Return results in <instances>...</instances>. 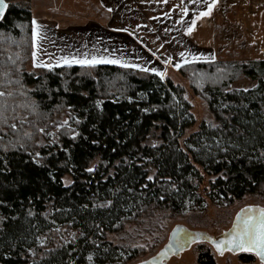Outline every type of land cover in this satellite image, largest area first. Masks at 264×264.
Instances as JSON below:
<instances>
[{"label":"trees","instance_id":"obj_1","mask_svg":"<svg viewBox=\"0 0 264 264\" xmlns=\"http://www.w3.org/2000/svg\"><path fill=\"white\" fill-rule=\"evenodd\" d=\"M32 50L30 12L8 4L0 21V264H128L137 251L107 236L152 210L196 211L205 175L218 177L209 192L217 204L264 196V61L180 69L192 71L190 88L213 116L205 123L170 79L116 65L29 74ZM238 76L256 86L230 90ZM64 114L72 127L61 126L51 145H35ZM196 264L216 262L200 248Z\"/></svg>","mask_w":264,"mask_h":264},{"label":"rangeland","instance_id":"obj_2","mask_svg":"<svg viewBox=\"0 0 264 264\" xmlns=\"http://www.w3.org/2000/svg\"><path fill=\"white\" fill-rule=\"evenodd\" d=\"M5 1L12 6L26 8L30 12L31 22L34 19L40 26L37 47L33 49L32 42L33 50L29 62L23 67L24 72L36 74L40 68H45L37 64L58 67L65 65H57L60 57L75 56L79 59L84 58L85 54L88 58L106 57L129 65H140V68H132L120 64H97L121 66L139 74L153 73L141 71V68H155L164 73L163 79L157 75L162 81L170 79L185 89L191 114L200 122L213 123V116L205 101L194 95L190 88L187 75L192 71H186V75H183L181 68L199 62L264 61V0H216L207 16H200V13L207 11L206 5L211 0ZM185 8L187 14L183 11ZM193 19H196V23L189 33L187 29ZM182 52L183 57L180 55ZM16 53L17 50H13L12 56L15 57ZM176 64H180V67H175ZM255 86L256 82L250 78L238 76L230 90L247 91ZM3 115L4 111L0 109V118L4 119ZM74 121L71 114L55 118L54 128L42 130L35 145L44 147L53 144L57 139V130L61 126L72 127ZM194 130L190 129L187 135ZM148 176L154 179L155 171L152 168ZM217 178L203 177L198 191L202 201L196 211L174 216L167 208L152 210L136 221L126 223L118 233L109 234L107 241L116 247L136 250L137 259L128 264H138L163 249L177 227L219 236L232 227L241 209L264 207V196L261 195L245 196L228 206L217 204L209 198L210 183ZM62 183L69 185L71 178L65 176ZM68 239L74 242L78 236L70 232ZM200 248L209 250L216 264H245L246 259L239 254H218L205 242L192 244L179 255H172L165 264H196ZM248 264L259 263L254 260Z\"/></svg>","mask_w":264,"mask_h":264},{"label":"snow or ice","instance_id":"obj_3","mask_svg":"<svg viewBox=\"0 0 264 264\" xmlns=\"http://www.w3.org/2000/svg\"><path fill=\"white\" fill-rule=\"evenodd\" d=\"M216 0H211V2L207 3V11L201 12L200 16H207L211 13L213 6L215 5ZM7 8V4L5 0H0V17L3 16L4 10ZM111 11V9H108ZM184 13L187 14L188 10L185 8ZM198 18V17H197ZM32 42H33V49L37 47V40L39 39L40 33L39 28L40 26L37 22L33 19L32 20ZM196 19H193L191 25L188 27L187 31L190 33L192 31V26L195 25ZM183 57L184 53H180ZM36 52L33 51V59L35 63ZM171 59V57L169 58ZM195 59V58H194ZM187 63V60L184 61ZM65 64L71 66L72 64H79L81 66H95L100 63H109V64H120L122 67H132V68H140V65L136 64H126L123 63L121 60L116 59H108L106 57H97L92 56L91 58L87 57L85 54L84 58H76L75 56H63L60 57L57 61V65ZM36 66L45 67L51 69L53 67L52 64H37ZM175 67L179 68L180 64H176ZM141 71H151L156 75L160 76L161 79L164 78L163 72H158L157 69L152 68H141ZM97 106H99V101L97 102ZM147 111V110H146ZM66 123V122H65ZM15 127V125H13ZM75 135V134H74ZM93 169L89 168L88 171L91 172ZM149 180H152V176H148ZM110 203V202H109ZM181 231V230H177ZM175 235V234H174ZM186 237L193 239L195 241L196 238L189 237L188 234H185ZM210 243H212L216 250L221 254L227 248L229 251H236V252H250L254 253L261 264H264V207H252L248 206L243 209L237 214L236 219L233 223L232 229L230 230L229 234L225 239L220 241L212 240L210 237L207 238ZM176 246L180 249H183L184 243L181 242L180 238H176ZM173 245L170 244L169 248H172ZM167 252L163 251L160 253L161 256L166 255ZM92 257L89 256V260ZM150 264H156V261L153 260Z\"/></svg>","mask_w":264,"mask_h":264},{"label":"water","instance_id":"obj_4","mask_svg":"<svg viewBox=\"0 0 264 264\" xmlns=\"http://www.w3.org/2000/svg\"><path fill=\"white\" fill-rule=\"evenodd\" d=\"M6 4H7V8H8V3L6 2ZM7 8L4 10L3 16H4ZM3 16L0 17V21L2 20ZM235 219H236V217H235ZM235 219H234V221H235ZM234 221H233V223H234ZM232 226H233V224H232ZM178 229L181 230V231H177ZM231 229H232V227L228 231L224 232L223 234H221L219 236H208V235H197L194 232H189L185 228H176V229H174L171 232L170 237H169V241L164 246L163 249H161L155 256L151 257L150 259H148V260H146L144 262L138 263V264H150V262L153 261V260L156 261V264H165V262L172 255H179L182 251L188 249L192 244H195L197 242H202V241L208 243L209 245H211L213 247V249L215 250L216 253L221 254L220 252H218L216 250L215 246L212 243H210L207 238L210 237L212 240H216L218 242V241H220L222 239H225L227 237V235L229 234V232H230ZM186 233L188 234L189 237L196 238L195 241L193 239H190V238L186 237L185 236ZM177 237H179L180 240H181V242L184 243L183 249H180L179 247L176 246V238ZM170 244L173 245L172 248H169V245ZM163 251H166L167 254L164 255V256H161L160 253L163 252ZM225 251H227V248H225V250L223 252H225Z\"/></svg>","mask_w":264,"mask_h":264},{"label":"flooded vegetation","instance_id":"obj_5","mask_svg":"<svg viewBox=\"0 0 264 264\" xmlns=\"http://www.w3.org/2000/svg\"><path fill=\"white\" fill-rule=\"evenodd\" d=\"M225 252H229L231 254H239L242 259H244V260L246 259L245 264L252 263V261H254V260H256L259 264H261L259 257H257L254 253L243 252V251L236 252V251H229V250H227ZM246 261H248V262H246Z\"/></svg>","mask_w":264,"mask_h":264}]
</instances>
